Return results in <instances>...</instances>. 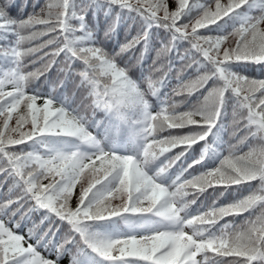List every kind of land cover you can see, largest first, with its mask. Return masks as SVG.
Returning a JSON list of instances; mask_svg holds the SVG:
<instances>
[{
    "label": "snow or ice",
    "instance_id": "1",
    "mask_svg": "<svg viewBox=\"0 0 264 264\" xmlns=\"http://www.w3.org/2000/svg\"><path fill=\"white\" fill-rule=\"evenodd\" d=\"M101 6L117 23L128 14L141 31L106 51L86 19ZM13 7L15 0H0L7 65L0 70V187L11 185L0 201V264H61L65 255L69 264H264V79L244 74L251 65L264 71V0H214V9L211 0H48L27 18L13 17ZM153 29L165 33L157 57L188 45L180 59L195 65V79L176 92L199 91L188 110L162 92L168 73L154 77L162 71L155 61L136 79L121 65L125 56L143 64ZM29 62L43 69L25 72ZM53 68L62 75L59 88L70 81L72 98L81 93L75 107L67 96L54 98V88L26 91ZM229 110L234 130L260 147L220 159L208 137L226 128ZM217 157L218 166L208 163ZM243 191L249 194L217 203ZM201 196L216 199L193 209ZM41 210L49 229L37 235L33 226L25 238L22 222ZM243 213L240 227L224 220Z\"/></svg>",
    "mask_w": 264,
    "mask_h": 264
},
{
    "label": "trees",
    "instance_id": "2",
    "mask_svg": "<svg viewBox=\"0 0 264 264\" xmlns=\"http://www.w3.org/2000/svg\"><path fill=\"white\" fill-rule=\"evenodd\" d=\"M36 0H33V2H35ZM40 1H46V3L48 2V0H40ZM46 3H44L43 7L46 5ZM33 12L39 13V7L34 6V4L32 2H24L23 0H17L15 1V7H13L11 9V15L13 17L16 18H27V16ZM191 30V27L189 26V31ZM27 34V33H26ZM3 42V41H1ZM226 43H230L233 47L235 46V40L233 38H229L228 41H226ZM183 47L181 48V52L184 54L186 47H188L186 42H183ZM185 61H187L190 65L192 64L191 60H183L184 66H183V71L179 74V76L182 78L184 76V72L186 71V63ZM193 68L196 69L195 65H192ZM33 71V70H30ZM42 76V75H41ZM40 78V76H39ZM38 78V79H39ZM32 80L30 83L31 84H35L37 82V80ZM189 83V82H188ZM193 92H197L199 94V91H193ZM43 99L39 100V103H42ZM190 107V106H189ZM188 107V108H189ZM224 124H226L227 126V132L226 134H221V133H215V138L213 136H209L208 137V143L212 144L213 141L215 140V145H222V148L226 147L228 150L233 151L236 148H243L245 149V145H260L259 141H255V140H244V136L246 135V133L244 132H237L234 130V125L231 123V110H229V115L222 121ZM219 129V125L217 126V129H214L215 131ZM172 131H176L175 129H173ZM203 142H201L200 145L197 146V151L202 147ZM260 146H255V148H259ZM173 151H179V149H173ZM246 153V151H240L237 152V155H244ZM78 189H76L75 191H77ZM79 191V190H78ZM15 197L13 196V199ZM75 192H74V197L73 200L71 201V203L73 205H75ZM15 231V229H13ZM21 234L25 236V238H27L28 236V229L24 228L21 230ZM61 264H69V258L67 255H65V257L62 259Z\"/></svg>",
    "mask_w": 264,
    "mask_h": 264
}]
</instances>
